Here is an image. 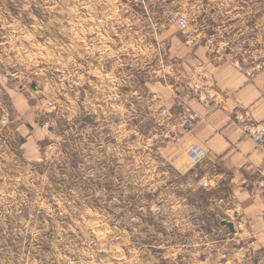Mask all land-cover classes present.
I'll return each instance as SVG.
<instances>
[{
  "label": "rangeland",
  "instance_id": "374dc122",
  "mask_svg": "<svg viewBox=\"0 0 264 264\" xmlns=\"http://www.w3.org/2000/svg\"><path fill=\"white\" fill-rule=\"evenodd\" d=\"M209 36L264 48V0H0V264H264L222 225L264 175L164 151L188 105L154 85Z\"/></svg>",
  "mask_w": 264,
  "mask_h": 264
},
{
  "label": "crops",
  "instance_id": "0c3cea01",
  "mask_svg": "<svg viewBox=\"0 0 264 264\" xmlns=\"http://www.w3.org/2000/svg\"><path fill=\"white\" fill-rule=\"evenodd\" d=\"M238 35L234 34L233 42ZM171 39L177 44L178 39ZM180 42L174 57L184 66L185 82L211 79L217 98L202 101L187 94L181 96V100H186L196 112L198 119L193 127L180 128L174 140L169 142L164 151L170 163L178 170H189L200 164L206 168L218 166L221 171L242 178L254 171L264 172V146L253 140L245 124L237 117L239 113L247 112L251 123L264 121V67L255 71L253 76L246 73L254 58L264 66V48L253 50L251 46L244 48L243 45L238 48L229 45L231 40L216 43L215 47L214 38L210 36L203 44L196 38ZM154 88L170 106L180 100L177 93L173 95L175 90L172 88L163 84H156ZM191 155H199L201 159L195 160ZM243 212L247 221H234V230L223 224L224 220L222 225L228 228V233L252 238L258 247L264 249L263 199L259 196L250 199L248 195Z\"/></svg>",
  "mask_w": 264,
  "mask_h": 264
},
{
  "label": "built area",
  "instance_id": "2783aa9c",
  "mask_svg": "<svg viewBox=\"0 0 264 264\" xmlns=\"http://www.w3.org/2000/svg\"><path fill=\"white\" fill-rule=\"evenodd\" d=\"M178 23L181 28H187L190 22L187 17L182 16L179 18ZM251 63H253L252 67L246 69V73L248 76H253L255 74V71L260 70L264 67L261 61L256 58H254ZM185 89L188 96L197 98L202 101H207L206 99H209L210 97L217 98L214 83L211 79L188 82L186 83ZM179 98H181V96H179ZM237 117L245 124L247 131L251 135L253 140L259 146H264V121L251 123L249 121V115L247 112H241ZM183 118L184 119L181 122V126L184 129H189L193 127L197 122L198 115L190 108V106H188ZM261 174L264 175V172H262ZM261 184L264 185V180H262Z\"/></svg>",
  "mask_w": 264,
  "mask_h": 264
},
{
  "label": "water",
  "instance_id": "95a60500",
  "mask_svg": "<svg viewBox=\"0 0 264 264\" xmlns=\"http://www.w3.org/2000/svg\"><path fill=\"white\" fill-rule=\"evenodd\" d=\"M223 224H226L230 227L231 230H234V223L231 221L224 220Z\"/></svg>",
  "mask_w": 264,
  "mask_h": 264
}]
</instances>
